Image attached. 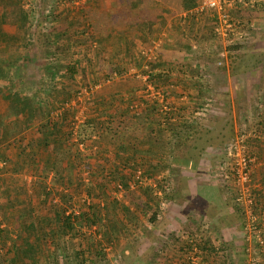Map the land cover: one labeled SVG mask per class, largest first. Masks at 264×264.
I'll list each match as a JSON object with an SVG mask.
<instances>
[{
    "label": "trees",
    "instance_id": "trees-1",
    "mask_svg": "<svg viewBox=\"0 0 264 264\" xmlns=\"http://www.w3.org/2000/svg\"><path fill=\"white\" fill-rule=\"evenodd\" d=\"M64 2L66 0H37L36 5L27 3L25 9L24 0L1 1L0 44L5 42L9 48L22 50L38 49L39 45L42 46L39 35L50 33L53 36L52 60L56 59L57 52H69L72 44L63 45L62 37L71 29L72 36L83 35L87 17L82 6L66 7L60 11L58 7ZM100 2L92 0L93 16L104 21V15L98 12ZM198 3L199 0H180L185 12L193 10ZM10 16L14 19H9ZM212 19L210 27L213 30L214 16ZM6 23L9 28L19 25L22 34L13 36L3 32L2 27ZM62 24H65L64 28ZM150 24L145 20L139 22L138 30L143 36L145 32L154 31L153 24ZM212 34L215 39L214 32ZM55 41L61 44L54 45ZM240 48L243 47L228 46L232 51ZM11 59L12 56L8 61L6 54L0 57V76H5L2 65L7 61L11 65ZM55 64L52 61L46 78L51 79L53 88L64 89L65 82L81 65L69 64L62 71ZM179 74H183V79L177 78ZM197 75V69L185 72L170 66L148 74L147 80L155 89L175 81L195 88ZM17 87L18 82L13 78L9 91H0L10 112L9 118H0V161L4 164L0 172L8 176L29 175L32 179L23 187L9 186L0 193V208L9 214L3 215L7 221L5 225L0 220V264H70V244L78 248L77 251L72 250L74 264H96L107 259V248L117 246L120 240L124 242L120 248L122 259L130 260L129 250L134 249L135 238L143 235L144 222L153 224L167 205L177 202L180 182L187 178L188 172H196L201 159L225 164L228 158L223 154L228 144L236 140V137L228 136L222 147L216 146L217 143H211L205 137L211 132L204 128L206 124L203 121H192L183 116L174 119L172 115L182 114L183 104L178 109L169 107L164 117L156 119L149 109L144 111V115L138 113L132 100L125 106L123 95L118 96L120 101L117 104H108L103 109L98 106L91 108L92 111L75 127L74 108L63 106L67 102L65 98H62V106L58 110L53 106L50 109L47 107L52 104L51 93L47 95L50 99L46 98L45 104L36 93L25 91L21 94ZM38 91H41L40 87ZM196 92L199 95V91ZM161 93L165 95V91ZM54 111H59V115L51 118L50 112ZM254 128L253 136H256V131L264 132L263 124L259 123ZM73 134L76 142L72 139ZM244 134L245 129H242L239 136ZM247 139L245 145L249 141L254 146L262 143L259 137ZM12 156L17 161H13ZM91 158H96L92 165ZM101 161L106 164H100ZM169 166H173L176 169L174 174L182 178L175 185L171 178L165 177L171 169ZM71 173H74V180ZM161 173V178L157 179ZM2 181L4 185L6 179ZM116 187L123 192L124 199H128L126 206L112 198L111 190H117ZM80 194L90 198L89 202L87 199L82 202L75 199L73 203L74 197ZM254 198L257 206L260 199L255 194ZM115 205L123 215L115 211ZM13 234L17 236L11 239ZM23 235L27 237L26 244L23 243ZM243 235L241 238L244 240L245 233ZM16 240L23 242L17 245ZM192 243L189 246L194 248L196 245L202 254L213 253L210 249L213 244L205 237ZM244 252L239 254L242 260H246ZM219 253L225 256L223 252H216ZM136 254L133 252L135 263L131 264L142 263L141 256Z\"/></svg>",
    "mask_w": 264,
    "mask_h": 264
},
{
    "label": "rangeland",
    "instance_id": "rangeland-1",
    "mask_svg": "<svg viewBox=\"0 0 264 264\" xmlns=\"http://www.w3.org/2000/svg\"><path fill=\"white\" fill-rule=\"evenodd\" d=\"M4 1V0H0ZM33 4L31 3L32 0H24V7L27 9L28 4L36 5L37 0H33ZM73 1V3H70ZM107 5H110L112 3L111 0H104ZM133 0H126V4H129ZM138 3L143 5V12L139 14H135L134 12L138 11V9H130L127 8L124 11V15L120 19H127L131 18L132 14H135V20H138V22L149 20L154 15L151 12L152 7L150 6V3H161L162 0H148L147 4L149 3V6L147 4H144V0H137ZM231 2V0H227ZM236 1V0H234ZM246 0H241L240 3L245 4ZM253 1V0H248ZM258 1L256 3H247L245 6V9L243 10H234V8H230L231 16L236 20L237 22L240 21V30H244L245 34V43L242 45L243 48H240L239 50H229L228 46L223 44L222 42L218 41L213 36V30L211 29L210 25L213 21L212 15L204 16L202 15H190L187 13L186 16H183L179 18V21L185 22V24H181L183 26L184 36L181 38L182 42L183 40H192V45L194 46H185L184 52L186 53V59L187 61H178L176 62L174 67L178 71H185L188 72L189 70H196L198 71L197 79H194V83L196 87L188 88L185 84H179L176 85L174 83L173 86H170L169 93L165 92V95L167 96V100L165 98V95L161 92H153L154 87L148 82V74L145 75V71H151L156 70L159 68H156V65L154 63H150V60L152 62H156L158 60V50L160 47L158 46L161 44L158 39H154V43L151 45H147L146 47H143L141 51L134 52L132 54H127V57L130 58L131 63L124 61V59L121 58L122 61V67L120 62H110L109 64L111 67L109 69H106L105 66V74L101 78L99 77L96 81V76L91 75V72L94 69H96V65L99 62L98 59L100 57H104V50L101 51L100 43L97 42L94 38L93 34H90L91 26L90 19H92V11H89V9H93L92 0H66L62 5L58 7L60 11H63L66 9V7H80L82 6L84 8V11L86 12V26L83 35L81 36H73L74 39L78 38L77 40L73 41H80L77 45L72 44L71 47H73V50H70L69 52L62 51L61 53H65L67 60H62L65 64L69 61L71 62L72 58L80 60L79 64L81 65L78 69H82L83 71H86V73H82L80 75L77 74V76H70L69 81L72 82L68 88L67 91H64L63 94L65 95L63 98H68V93H72V95H69V98L66 99V105L63 106L68 108L72 107L74 108V116H78L79 119L82 120L81 117H85L89 111H92L96 106H98L100 109H103L104 106L108 104L100 103L98 99H102L100 96L102 95V91L106 92V95H113L116 92L115 98L118 99V96L123 95L122 99H127L129 101H136L134 103L137 104L138 113H141L144 115V111L149 109L152 115L156 119H160V117H164L166 110L169 109V107L173 108H179L180 106H185V108L182 111L181 115H176L172 117L174 119H178V117H200L203 121V123L206 124L204 127L205 129H208V131L211 132L209 136H205L207 139L209 138L211 140V143H217L216 146L222 147L228 140L229 137H236L239 138L242 129H245V140L247 142V137H249V134H254L256 122L262 124L264 123V0H254ZM77 3V4H75ZM30 4V5H31ZM31 5V6H32ZM251 5V6H250ZM88 7V9H87ZM234 7V6H233ZM91 14V15H90ZM105 17V16H104ZM9 19H14L13 16H10ZM103 20H108V17H105ZM119 20L118 17H114L113 21ZM12 21V20H11ZM149 22V21H148ZM10 34L13 36H19L22 34L21 29L19 25H15L13 28H6ZM181 32V30H179ZM178 31H173V33L177 34ZM215 36V34H214ZM40 38V48L37 49V47L34 50V48L30 47L27 49H24V52L26 53L28 60L27 65H25L26 68V77H21V80H17L19 83V90L21 91V94H24L25 91L28 89H35L33 93H36L39 98L44 101L46 104V98L49 93L50 97L52 99V93L55 95V91L59 88H53L52 87V81L51 79L46 78L47 76V70H50L52 67V35L50 33L43 34L41 33L39 35ZM82 38V39H81ZM195 39H199L197 43H195ZM74 43V42H73ZM76 43V42H75ZM46 44V45H44ZM185 44V43H184ZM199 44V45H198ZM44 45V46H43ZM64 45V44H63ZM186 45V44H185ZM35 52H33V50ZM49 49V50H48ZM188 49H190V52L188 53ZM48 51V52H47ZM174 51V50H172ZM183 51V50H182ZM48 53V54H47ZM50 53V54H49ZM59 53V52H57ZM157 53V60H154L153 57ZM170 55H175L174 52H169ZM167 55V53L165 54ZM63 57V56H62ZM160 57V56H159ZM120 60V58H118ZM197 60H200L199 62ZM104 65H107L106 60L104 59ZM60 63V62H58ZM63 64L59 65V70L64 71L65 66ZM220 63V66L218 65ZM127 64L130 66H127ZM171 65V64H170ZM103 67V66H102ZM221 67H224L222 70H220ZM167 68V67H166ZM92 69V70H91ZM88 72V74H87ZM98 72V69H97ZM107 72V73H106ZM29 76V77H28ZM183 79V74H179L177 78ZM61 81V80H60ZM37 83V84H36ZM40 87L41 91L39 92L36 88ZM23 88V89H22ZM72 88V89H71ZM85 89V90H84ZM141 90L140 93L138 92H132L133 90ZM152 89V91H145V90ZM188 89V90H187ZM62 90V89H61ZM81 90H83V94L80 98L77 93H79ZM136 90V91H137ZM85 91V92H84ZM196 91H199V95H196ZM31 92V91H30ZM150 92L152 95H150ZM192 94H187V93ZM148 94L150 97H148ZM154 95V97H152ZM106 97V96H104ZM56 98L57 95H56ZM161 98L163 101H161ZM49 96L47 100L49 101ZM151 99L150 101H148ZM104 100H106L104 98ZM51 101V100H50ZM97 101V102H96ZM101 101V100H100ZM148 102H153L152 105H149L152 108H146V105L149 104ZM4 101L2 97L0 96V118L3 120L5 119V113L8 110L6 106L4 105ZM62 104V103H61ZM61 106V105H60ZM52 109V104L48 106L47 108ZM59 108H57L58 110ZM88 109V110H87ZM148 112V113H149ZM198 116H196V113H198ZM51 113V118L57 117L59 115V111H54ZM83 121V120H82ZM81 123V122H80ZM79 124V123H78ZM75 131V127L73 129ZM253 131V132H252ZM68 133V130L66 131ZM75 133V132H74ZM256 136H253L252 138L258 137V134H264V132L256 131ZM239 136V137H238ZM251 136V135H250ZM260 137V136H259ZM73 141L76 142L75 135L73 134L72 137ZM247 139V140H246ZM235 141V140H234ZM260 143L261 145H264V139L260 137ZM259 146H254V143L251 141L246 144V149L250 153H253L257 159L256 163H262L264 158L259 159V155L257 154V151H259ZM41 156H43V152H40ZM226 152L223 154L224 157H226ZM13 157V161H17V158L15 156ZM11 157V158H12ZM215 159V158H214ZM96 158H91L90 164L92 165ZM200 161L202 165L204 166V170L201 169V172H203L206 177L203 175L197 176L199 178H202V182L206 183H213L214 185L218 186L220 189L221 194L223 195V201L224 206L226 209L232 211L231 215H236L235 217L238 218V222L242 223L243 225L245 218L243 215H245L242 210L236 205L233 195L229 191V189H226V186L222 185V181L219 178L221 173V168L223 167L221 164H217L218 162H214L213 159L211 160H203ZM1 163V161H0ZM3 164V163H1ZM100 164H106L104 162H100ZM4 165V164H3ZM2 165V168L4 167ZM171 169L165 173L166 178H171L173 180V184L175 185L176 182H178V176L179 174H174V171L176 169L172 168L173 166H169ZM174 169V170H172ZM1 170V168H0ZM38 171V170H37ZM75 173V169L73 171ZM74 173H71V179L74 180ZM80 174V173H79ZM163 173L158 174L157 179L161 178ZM87 174H85L86 176ZM169 175V176H168ZM76 177V176H75ZM2 179H6V183L3 185ZM32 178L29 175L24 174H15L12 176H8L6 174H1L0 172V193L2 190L6 189V187L9 186H20L23 187L26 185V183H29ZM223 179V178H222ZM117 190H111V196L114 197L116 200L123 202V205L126 206V203L128 202V199H124L125 196L122 191L119 190V188L116 187ZM28 190V189H27ZM119 190V191H118ZM22 192V191H21ZM78 193V192H77ZM124 196V197H123ZM78 200L79 202H82L83 200L87 199L85 195L81 197L80 195H77L73 199V203H75ZM90 199V198H88ZM1 201V200H0ZM89 201V200H88ZM67 202V206H68ZM226 203V204H225ZM173 205V203H172ZM170 204V207L172 206ZM116 212L119 213V215H123L121 210L119 211L118 205H115ZM154 209V207H153ZM227 210V212H228ZM168 211V210H167ZM166 212V208L163 210V214ZM225 212V211H224ZM161 214V215H163ZM209 214V213H208ZM205 214V215H208ZM219 215L216 208L212 209V212L210 215ZM259 211L254 212L253 215H258ZM3 215H9L7 213L3 212V209L0 208V220L5 225L6 219H4ZM151 215V212H150ZM171 215V214H169ZM187 215V213H186ZM192 215V214H191ZM9 225V224H8ZM10 227V226H8ZM139 228V227H137ZM143 235L145 234V230L142 231ZM16 234H13L11 239H13ZM24 239V242L21 240H16L17 245H20L23 243H27V237L25 235L22 236ZM141 237V238H140ZM138 242L142 241L143 237L140 235ZM145 243L142 244V247ZM124 244L117 243V246H111V248H107V259L103 260L102 262H98L96 264H131L134 260H126L124 261L122 259L121 249L123 248ZM141 247V248H142ZM70 256L73 259L70 260V264H74L75 262V256L73 255V251H77L78 248L75 245L70 244ZM143 255V254H142ZM141 262L142 259H141Z\"/></svg>",
    "mask_w": 264,
    "mask_h": 264
},
{
    "label": "crops",
    "instance_id": "crops-1",
    "mask_svg": "<svg viewBox=\"0 0 264 264\" xmlns=\"http://www.w3.org/2000/svg\"><path fill=\"white\" fill-rule=\"evenodd\" d=\"M111 1L112 3L110 5H107L104 0H101L98 9L99 14L108 17V20L101 21L100 19H96L93 16L94 8L89 9V11H92V15H90L93 19L89 20V25L91 26L90 34H93L95 40L100 43L99 49H101V51H105L104 57H100L98 59L99 62L96 65V69L93 68V70L91 69L92 71H90L91 75L96 76V81L99 77L101 78L102 76H104L105 66L106 69H109L111 67V65L109 64L110 62H120L122 67V58L124 59V61H127L130 64L131 61L130 58L127 57V54L130 55L133 53L134 55V52L138 53V51H141L143 47L147 48V45L153 44L154 39H158V37V40L159 42H161V44L158 45L160 49L157 53L160 57L158 56L157 60V53H155L156 57L154 56L153 59L157 61L152 62L150 60V63H154V65H156V68L159 69L145 71V75L166 70L170 66H175L176 62L178 61H187L188 58L186 59L187 55L184 50L187 46L193 47L195 44H191L192 40H183L184 42H182L181 40V38L184 36V33H182L183 26H181V24H185V22L179 21V18H181L182 15L186 16L188 12H185L182 9L180 0H162V4L158 2L150 3V6L152 7L151 12L154 15H152V18L145 21H150V23L153 24L152 26L150 24V26L152 28L154 27V31L150 33L145 32V36H143L139 32V22L138 20H135V14H138V12L139 14L143 12V5L138 3L137 0H133L129 4H126V0ZM147 1L148 0H144V4H147ZM240 2L241 0H231L230 8L241 11L245 9L244 5H246L247 3L253 4L258 1L246 0L245 4ZM147 6H149V3L147 4ZM127 8H137L138 11L134 12L135 14H132L131 18H127L125 20L120 19L124 15L123 13ZM114 17H118L119 20L113 21ZM58 24L60 25V22H58ZM64 25L65 24H62L61 26L63 27ZM7 27H9V25L6 23V25L2 27V31L10 35L9 31L6 29ZM179 30H181V32H179ZM173 31H178L179 33L175 34L173 33ZM71 34L72 29L68 30V32L65 33V36L62 37V44L69 45L74 44L75 42H80L79 40L73 41L77 40L78 38L74 39ZM195 41V43H197L199 39H195ZM61 42L55 41L54 45H59L61 44ZM77 43L75 44L77 45ZM5 46V42L4 44L3 42H1L0 57L2 56V54L3 56L4 54H6V59L8 61L9 57L11 56L12 59L11 65L8 61L5 65H2L5 76H0V91L8 92V89H10V87L12 86L13 78L16 80H21L20 78L22 76L26 77V68L24 65L27 64L26 61L28 60V57L24 50H22V48H9ZM73 47H71L70 50H73ZM193 49H195V46ZM169 52H174L175 55H170L168 54ZM189 52L190 49H188V53ZM166 53L167 55H165ZM55 56L56 59L52 61L56 63V66L63 64V61L67 60L65 53L59 52L57 53V55L55 54ZM118 58H120V60H118ZM104 59L106 60L107 65H104ZM197 61L199 62L200 60ZM75 62L79 64L80 60L72 58L71 62L68 61L66 64L64 63V66L69 64L75 65ZM127 66L129 65L127 64ZM82 73L84 74L86 73V71H83L82 69H76V73L72 74L71 76L75 77L77 76V74L80 75ZM19 83H21V81L18 82L17 88H19ZM71 83L72 82L70 81H66L64 89L61 90V88H59L55 91V95L52 94L53 107L60 108L62 106V98L65 96L63 92L69 89L68 87L71 86ZM175 83L176 85L183 84L181 82H179L178 84V82L176 81ZM173 84L174 83H167L165 85L159 86L156 89L154 87L153 92L165 91L166 93H169L170 86L175 87ZM36 89L38 90V87ZM136 90L137 89L133 90L132 92L135 91L140 93L142 91V89H139L137 91ZM149 90L152 91V89ZM149 90L146 89L145 91L148 92ZM23 91L34 92L35 89L30 88ZM114 93L115 94L113 95H106V92L102 91V95H97L101 98L103 97V100L98 99L99 102L103 104L119 103L120 100H117L115 98V95L117 93ZM56 95L58 98H56ZM69 95H72V93H68V98ZM150 95H152L151 92ZM150 95L148 94V97H150ZM152 97H154V95ZM104 98L106 100H104ZM165 98L166 100L168 99L166 96ZM150 100L151 99H149L148 101ZM161 101H163L162 98ZM123 102V104L127 106V103L130 101L124 98ZM134 102L136 101H133V103ZM148 103L149 104L146 105V108H152L153 102ZM137 104H135V107H137ZM149 105H152V107H150ZM198 114L199 112L196 113V116H198ZM5 116V118H9L10 112L8 110L6 111ZM187 119L192 121L202 120L200 117H198L197 119L196 117H188ZM258 122H256V125L259 124ZM262 124L264 126V123ZM207 150H210V148H208ZM257 154L259 155L258 160L264 158L263 145L259 148ZM8 157L10 156L8 155ZM201 169L204 170V166L201 162H199V168L196 169V172H188L187 178L182 180L183 183L180 182L182 179L180 175H177L178 183L180 182L181 185L177 202L173 203L171 207L170 205H167L166 212L164 214L162 213L163 215H157L153 224L144 222L145 234L142 235L143 238L140 239L142 240L140 242H138L140 236L135 238V242L133 245L134 249L129 250V253L131 254L130 260L135 259L133 257V252L136 251V256H141V259L143 261L140 264H248V259L250 256L257 257L260 261L264 262V248L257 247L255 242L247 236H245L244 240L241 238V236H244L241 232L242 223H239L238 218L235 217L236 215H231L232 211L226 209L223 205L224 198L220 192L219 187L211 182H202L203 179L197 177L201 175L206 177V175L201 172ZM184 172H187V170H184ZM220 179L222 181V185L226 186L227 189L228 185H226V182H224L222 178ZM252 185L254 194L260 199V202L257 204L256 210L259 211V213L264 212V160L262 161V163H257V166L254 167ZM213 208L217 209L219 215H210ZM139 220L142 221V218L140 217ZM262 224L264 236V221L262 222ZM196 236H199V239L205 237L210 242H212L213 245H211L210 249L213 253L210 254L206 252L202 254L200 249L199 253H196L193 250L194 248H191L189 246L190 239ZM118 243L123 244L124 242L120 240ZM143 243L145 244L142 247ZM218 251L223 252L225 256H220V253L216 254V252ZM243 252L246 253V260H242L241 255H239ZM133 263H135V261H133Z\"/></svg>",
    "mask_w": 264,
    "mask_h": 264
},
{
    "label": "built area",
    "instance_id": "built-area-1",
    "mask_svg": "<svg viewBox=\"0 0 264 264\" xmlns=\"http://www.w3.org/2000/svg\"><path fill=\"white\" fill-rule=\"evenodd\" d=\"M230 4L231 3L227 0H199L198 5L193 10L189 11L188 14L202 15L210 13L215 18L213 32L216 39L226 46H242L246 40L245 32L244 30L239 29L240 21L237 22L231 16ZM218 65H220V63H218ZM77 94L79 95L78 98H80L83 94V90ZM78 116H75L74 118L75 127H77L78 123L84 120V117H81V120ZM250 135L253 137L252 134H249L248 136L250 137ZM259 136L261 139H264V134H258V137ZM244 140L245 135H242L239 138H236L234 142L228 144L226 150L228 161H225V164H221L223 167L221 168L219 176L220 178H223L224 182H226L236 205L245 214L243 215L245 218L242 225L243 233H245V236L251 238L257 247L264 248L262 228L264 215L262 212L259 213L260 215H253V211L257 212L252 185V176L254 167L257 166V159L253 153L247 151ZM2 165L3 164L0 163L1 169ZM88 200L89 199H87V203L89 202ZM196 239H199V236L191 238L190 243L194 242ZM193 250L196 253H199V248L196 245ZM248 264H264V262L260 261L257 257L250 256Z\"/></svg>",
    "mask_w": 264,
    "mask_h": 264
}]
</instances>
